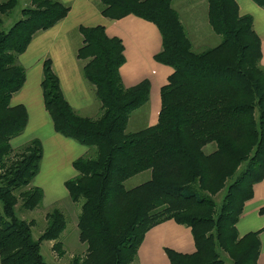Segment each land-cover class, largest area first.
<instances>
[{"label":"trees","instance_id":"16d2710c","mask_svg":"<svg viewBox=\"0 0 264 264\" xmlns=\"http://www.w3.org/2000/svg\"><path fill=\"white\" fill-rule=\"evenodd\" d=\"M264 8V0H252ZM22 18L0 31V257L1 264H49L44 240L59 241L64 213L47 215V227L34 239L33 221L16 215V205L35 209L45 196L32 181L40 171L44 147L39 138L15 148L13 139L27 127L25 105L12 99L26 82L18 58L33 37L64 19L69 7L58 0H31ZM208 18L221 41L196 51L173 0H102V14H130L155 23L163 48L156 60L174 72L161 90L158 123L128 132L132 113L150 98V81L125 87L126 62L120 38L104 26H81L78 57L87 61L85 78L95 87L101 115L78 114L63 94L52 61L44 62L41 87L57 133L96 148L73 162L76 177L65 182L71 199H83L78 219L84 256L72 264H131L148 231L175 220L191 227L196 252L167 249L171 264H258L259 232L240 237L237 224L254 186L264 180V67L262 45L252 15H242L236 0H208ZM18 0L0 3V25ZM215 144L211 152L208 145ZM89 151V150H88ZM149 180L127 189L125 182L144 172ZM225 193L218 208L214 195ZM264 214V207L260 211Z\"/></svg>","mask_w":264,"mask_h":264},{"label":"crops","instance_id":"0c3cea01","mask_svg":"<svg viewBox=\"0 0 264 264\" xmlns=\"http://www.w3.org/2000/svg\"><path fill=\"white\" fill-rule=\"evenodd\" d=\"M58 1L69 7V13L52 28L35 34L28 49L21 55L24 66L30 69V74L28 76L26 74V82L13 97L12 103L25 105L29 113L28 127L50 130L53 135L51 138L54 139L53 146L56 147L54 149L66 154L69 159L68 162L66 161L67 166L71 164V168L74 169L73 162L88 152V148L55 131L52 118L45 107L41 87L44 62L47 59L52 61L53 70L60 79L63 94L78 114L97 113L101 111V102L98 100L95 87L84 76L87 61L78 57V50L83 45L80 27L104 26L108 36L120 38L126 58V62L120 69L125 87H133L144 80H149L151 84L150 98L140 107L141 114L134 118L130 116L127 128H131L132 132L158 123L162 107L161 90L168 83V78L174 69L156 60V55L162 51L163 40L155 23L133 14L116 20L107 18L101 11L102 0ZM182 1L184 0H179L180 8ZM236 1L242 15L253 16L254 30L261 39V64L264 67V8L252 0ZM173 2L176 5V0ZM186 2V7L183 6V8L190 16L186 26L195 34L198 43L207 41V37H212L210 31H213L212 27L207 28L209 27L207 25H210L208 0H186ZM199 15H202V18H199ZM32 112H36L38 117L34 119V123ZM76 153L79 154L73 155ZM67 180L69 179H63L64 184ZM263 207L264 180L254 186V196L246 202L237 224L240 237L251 232H259L261 249L258 264H264V214L260 212ZM167 249L182 254L196 252L191 227L179 224L172 219L152 228L139 248L136 264H171Z\"/></svg>","mask_w":264,"mask_h":264},{"label":"rangeland","instance_id":"374dc122","mask_svg":"<svg viewBox=\"0 0 264 264\" xmlns=\"http://www.w3.org/2000/svg\"><path fill=\"white\" fill-rule=\"evenodd\" d=\"M5 1L6 0H0V3ZM176 2V5H174L173 2V7L180 12L179 14L181 21L185 26L196 51H202L210 47H215L220 43L221 38L219 37V35L213 33V31H210L212 37H207V41L198 43L195 39V34L190 30L188 26H186L188 25L186 23H188L190 20L189 14H186V9L183 8V6L186 7V0L182 1L181 8L178 7L181 2H179V0H176ZM30 6H33L31 0H18V6L13 10V12L9 16L3 17L4 21L3 24L0 25V31L8 30L16 21L22 18V9L24 7ZM199 16V18H202V15ZM206 18L207 16L205 15V20ZM207 26H209L207 28H211L210 25ZM18 63L24 66V62L21 56H19L18 58ZM24 67L28 76V74H30V69L26 66ZM141 112V108L136 109L132 114L133 118L141 114ZM101 113L102 112L99 111L97 113H88L87 115L82 114V116L96 118L100 116ZM36 115V112H32L33 123L34 119L38 118L36 117ZM127 131L132 132V129L127 128ZM51 136L53 135H51L50 130L47 128L39 130L27 126L19 136L13 139V146L15 148L26 145L35 138H40L43 141L44 147V156L41 161L39 174L31 183L32 186H39L44 189V199L42 203L35 209H25L22 207L21 202L18 203V205H16V215L20 219L26 220L28 222H34L32 226L33 237L34 239L38 240L47 227L48 213L56 208L60 209L64 213L67 221L66 229L61 234L59 239L62 244L63 253H61L58 249H54L53 246L55 244V241L49 240H44L41 243V252L45 261L49 264H72L73 258L75 256H84L87 252V244L80 241V233L78 229V219L81 213L83 199L77 202L71 199L63 179H72L76 177L77 173L75 169L71 168V164H68L67 166V162L69 160L68 156L54 149L56 147L53 146L54 139L52 140ZM214 147L215 144H211L206 146L205 150L206 152H211ZM87 150L89 151L84 155H95V147L89 148ZM78 154L76 153L73 155ZM150 175V171L136 175L125 182V187L127 189H132L149 180ZM224 195L225 193L223 191H221L219 194L214 195V197L216 196L214 199L217 201L218 208L222 203ZM223 256L226 258L227 264H232L231 260L225 254ZM136 260H134L131 264H136Z\"/></svg>","mask_w":264,"mask_h":264}]
</instances>
